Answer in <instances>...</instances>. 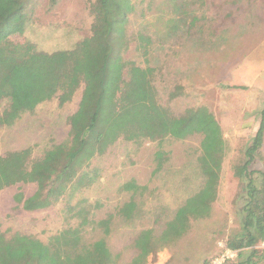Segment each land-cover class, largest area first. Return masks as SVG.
Listing matches in <instances>:
<instances>
[{"label": "rangeland", "instance_id": "rangeland-1", "mask_svg": "<svg viewBox=\"0 0 264 264\" xmlns=\"http://www.w3.org/2000/svg\"><path fill=\"white\" fill-rule=\"evenodd\" d=\"M131 1L135 10L126 24L125 63L152 70L156 100L171 114L205 106L221 126L226 151L210 214L191 220L179 238L159 240L176 209L203 184L197 164L200 134L182 140L118 139L83 168L87 182H72L46 208L27 211L13 199L18 192L24 197L33 194L34 182L1 189L0 230L6 236L19 232L47 243L60 231L77 229L83 244L105 240L117 256L114 264H264L260 243L241 249V255L226 247L239 229L242 207L241 184L233 170L244 160L264 107V0ZM94 2L27 0L24 31L8 38L29 44V52L46 54L84 44L91 34ZM140 33L148 39L146 52ZM28 61H23L22 70ZM82 89L80 84L62 106L54 96L14 122L1 123L0 155L30 148V157L37 158L66 141L68 118L78 107ZM8 106L9 100L0 98V117ZM158 149L164 160L155 169ZM250 168L264 171V136ZM128 183L142 188L134 190ZM130 199L135 201L133 213L123 218L118 210ZM104 220L109 221L107 233ZM146 231L154 245L141 258L135 240Z\"/></svg>", "mask_w": 264, "mask_h": 264}, {"label": "trees", "instance_id": "trees-1", "mask_svg": "<svg viewBox=\"0 0 264 264\" xmlns=\"http://www.w3.org/2000/svg\"><path fill=\"white\" fill-rule=\"evenodd\" d=\"M26 3L27 0H0V98L9 100L0 124L14 122L23 112L32 111L54 96L62 106L71 100L80 84L83 89L76 111L68 118L66 141L45 149L37 158L30 157V148L0 155V190L20 182H34L33 194L24 197L18 192L13 199L27 211L46 208L57 202L72 182H87L83 168L118 139L159 141L168 136L182 140L200 134L197 164L203 184L176 209L159 240L179 238L191 220L210 214L218 195L226 142L215 116L205 106L189 108L178 116L171 114L156 100L152 70L125 63L122 52L129 40L126 24L135 10L131 0H95L91 34L86 42L52 54L35 49L29 52V44L9 40L10 35L24 31ZM139 39L146 52L148 39L141 33ZM25 59L29 60L25 64L28 68L22 70ZM263 136L264 107L251 144L244 151V160L233 170L241 184L242 207L239 229L227 240L226 247L239 255L241 249L264 242V171L250 168ZM154 157L158 169L164 160L162 150L158 149ZM127 186L142 188L133 183ZM123 204L118 213L123 218L131 217L135 201ZM102 225L107 233L109 221L104 220ZM135 245L143 258L154 243L146 231ZM260 256L264 257V248ZM116 258L102 238L81 243L77 229L60 231L47 243L19 232L6 236L0 230V264H114Z\"/></svg>", "mask_w": 264, "mask_h": 264}, {"label": "built area", "instance_id": "built-area-1", "mask_svg": "<svg viewBox=\"0 0 264 264\" xmlns=\"http://www.w3.org/2000/svg\"><path fill=\"white\" fill-rule=\"evenodd\" d=\"M260 246L264 248V242H261V243H260ZM214 263H215V264H218V263H220V262L217 263V261H216V262H214ZM214 263H213V264H214Z\"/></svg>", "mask_w": 264, "mask_h": 264}]
</instances>
